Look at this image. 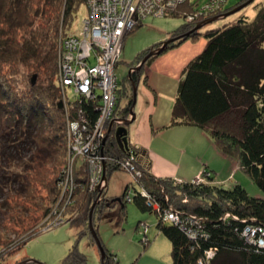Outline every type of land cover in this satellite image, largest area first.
<instances>
[{"label": "trees", "instance_id": "1", "mask_svg": "<svg viewBox=\"0 0 264 264\" xmlns=\"http://www.w3.org/2000/svg\"><path fill=\"white\" fill-rule=\"evenodd\" d=\"M211 1L207 0L201 6L199 1L188 0L173 13L168 12L165 17H182L185 23L169 34L168 40L143 51L136 64L165 42L170 43L163 53L184 42L204 39V49L187 65L179 80L169 127H194L203 131L220 153L236 161L264 192V3L258 6L253 20L242 15L233 23L202 32L204 27L214 23L205 25L206 21L218 17L224 19L223 16L249 0H242L232 10L227 7L229 0H224L223 10L217 15L199 16L198 13ZM82 6H86V0H0V137L3 142L0 157L8 162L10 157H25L26 151H31L27 166L31 165L30 171L34 172L31 176L33 172L28 171L25 183L20 185V195H16L20 201L33 194V178L40 176L47 159L62 153L69 121L85 118L95 125L99 118L96 109L99 104L83 97L67 109L64 105L62 109L58 106L64 97L59 84L62 72L61 64H58L59 55L65 49L62 46L64 38L75 33L68 31L75 28ZM143 21L136 29L143 25ZM200 24L203 26L196 30ZM157 57L149 59L145 66H150ZM18 67H23L28 74L34 73L36 78L42 79V85L35 86L32 80L28 91L11 83L6 74L2 76L5 68ZM141 78L144 80L142 70L132 72L126 83L129 80L138 86ZM144 82L147 83L146 78ZM117 85L116 114L123 120L129 119L135 98L132 96L123 106L121 94L124 90L118 81ZM67 91L70 93V90ZM80 116L83 118L79 119ZM114 118L108 122L107 130ZM128 141V149L121 150L116 140L110 138L102 150L108 177L125 171L127 158L134 153L138 156H134L137 159L131 165L135 164L141 176L129 182L119 198H108L107 193H103L98 199L99 193L89 190L86 170L78 167L79 172L74 177L75 189L72 194L68 193L70 188L67 189L66 194L67 200L70 195L72 209L78 210V241L89 237L92 244H96L90 220L99 238L98 215L102 220L118 204L122 205L125 214L127 203L131 202L141 212L157 215V228L172 245V264H264L263 197L250 196L239 183L230 187L218 183L212 173L214 171H208L207 167L198 181V177L188 182L155 177L150 171V161L142 160L145 149L134 146L129 135ZM64 151L66 154L65 147ZM4 177L0 178V193H17L16 189L11 190L14 184L8 186L3 182ZM65 179L66 174H63L58 175L54 182L39 183L52 203L44 218H49L52 209L61 208L59 201L63 197ZM13 196L4 200L9 207H13L11 202L18 205V201H12ZM168 213L177 216L179 222L167 220L165 214ZM43 232L40 226L17 235L13 240L0 233V264H6L11 254L17 252L18 255ZM99 240L107 253L101 264H118L116 256ZM146 245H149V240H146ZM22 263L43 264L29 258L22 259L18 264ZM61 264L89 263L76 244Z\"/></svg>", "mask_w": 264, "mask_h": 264}, {"label": "rangeland", "instance_id": "2", "mask_svg": "<svg viewBox=\"0 0 264 264\" xmlns=\"http://www.w3.org/2000/svg\"><path fill=\"white\" fill-rule=\"evenodd\" d=\"M194 1H199L198 3L202 6L204 3H206L207 0ZM241 1L242 0H229V4L227 6L228 9L232 10ZM262 3H264V0H256L255 3L248 6L243 11L209 24L208 26L203 28L202 32L208 29L222 27L225 24L233 23L239 16L242 15H247L250 20H253L258 12V6ZM86 13L87 5L85 7L82 6V8L80 9L75 28L68 31V33L75 32L70 36L74 35L78 38L76 42H72V45H68L70 49L72 47L73 50H76L77 47L79 48L77 43H79V41L82 39V33H85L83 26L84 24L82 22L84 21ZM184 23L185 19H183L182 17H149L143 21V25L141 27L137 29L135 28L133 32H126L127 34H124L125 36L123 37V39H126L125 41H123L122 39L123 48L120 54V62L115 70L119 86L122 90H124L121 94V96H123V106H125L124 104H126L129 99L135 94L133 84L130 83L129 80L126 83V78L129 76L131 68H138L140 66L141 62L136 64L138 62V56L143 51L155 46L156 44L168 40V35L173 33ZM67 38L65 37L64 39ZM201 39L202 38H200L199 40ZM193 42H195V40H193ZM62 46L67 47L64 41ZM180 46L177 48H180ZM175 49L176 48L170 49L157 58ZM82 53L80 54V57H78V59L82 58ZM68 57L70 56L67 53V48H65L64 51L59 55L60 63L58 64L63 65L65 61H68ZM149 67L150 66L146 67L144 64L140 69V71H143L144 80L145 78L147 80L146 74H148ZM66 68H69V66H66ZM140 71L134 72L138 73ZM5 74L6 76H8V79L12 80L11 83L14 82L15 86L21 87L28 91L29 84L31 83L30 81L32 80L33 83H35V86H37V84L38 86L42 85L40 84L42 83V79L36 78L34 76V73L28 74L23 67H18L17 69L5 68L2 76H5ZM144 80H142L141 78L138 85L139 87L135 85L137 87V97L135 106L133 104L134 113L132 112L131 108L128 115L130 118H126L123 120L121 116L116 114L115 110L113 117L116 118H114V120L112 121L114 125L112 127H109L107 133L104 132L105 136H102L104 138V141L108 142V139L111 138V135H109L111 134V131H113L115 134L117 129L125 126L124 122L126 120H130L134 115L136 116V120L132 123V125L126 126V128L129 130L128 132L130 133L133 131L135 133L136 128L139 125H142L144 117L146 116V114H148V110L151 105L149 98L144 93V89L149 90L148 86H145L146 83L144 82ZM163 81H165V79ZM160 92L162 95V93H164V90L160 89ZM166 93H168L169 96L170 91L167 90ZM67 95L69 96V99H72L74 97L73 92H70ZM60 102H62V104L64 105L68 101L65 99V97H62L60 99ZM171 106L172 104L170 102V99L161 96L157 104L156 115L152 117L153 121L150 122L154 124H164L163 120L166 119V117L167 119L171 118ZM181 128L182 129H176L182 130L177 131L176 133L173 129L162 132L161 135L157 137L158 139L154 143H152V148L156 150L160 149L162 155L169 158L171 161L176 163V165H180L182 169L190 166L192 161L196 160V162L201 167L198 178L196 179L197 181L201 178L204 168L207 167L208 171H214L212 173H214L216 180L218 182H221L223 185L230 187L238 182L246 188L250 196H260L264 198V192L261 191V189H259L258 186L254 184L243 171H240V169L238 171H235L232 177L228 179L229 175H231V173L233 172L231 171L227 176L225 175V171H227V159H224L222 158V156L220 157L219 155H217V151L215 150V147L213 145L214 143L207 134L203 133L201 130L198 131L197 128L194 127H187V129H184V127ZM174 133V136L182 135L183 137V144L181 147L182 150H180V152L177 151V146L171 145L169 143L174 137ZM66 134V144L65 146L63 145L62 153L57 154L58 156H56L55 158L47 159L48 162L45 163L40 176L37 179L35 176L33 178L35 180L34 187L32 186L33 194L28 198L22 199L21 201L17 200L16 195H20V185L22 186V184L25 183L26 173L32 169L31 165L27 166V164H29L28 161L30 160L31 151H26L24 155L25 157H10V159H8V162H6L7 160H3L0 157V178L3 175L6 176L4 177L5 180L3 182L7 183L8 186L14 184L15 187L11 188V190H18L17 193H15L14 191H10L8 193L7 191L4 193L1 191L0 193V233L7 238L10 237L11 240H13L17 235L28 233L29 231H31V229H37L40 226L42 230L44 229V232L41 233L38 237L34 238L31 242H29L19 252L18 255L17 252L11 254L7 258L6 264H18L24 258H29L43 264H61L62 260L68 255L69 250L76 244L79 245L80 251L84 253L88 258L89 264H101L102 255L98 245L92 244V242L89 240V237H84L83 239L78 241L77 230L79 229L77 228L78 226L76 227V225H78V210L72 209L70 195L68 200V195H66L67 189L70 188V190H68V193L70 192V194H72V190L75 189L74 177L78 174L77 172H79L78 167H82L84 170H86L88 175L87 179L91 177L92 168H88L89 165L85 159H81L80 157L73 159V156L71 155V153H69L72 145V140L70 142L68 140V130L66 131ZM131 135L132 134H130V137L132 138ZM9 139L11 140L12 138ZM2 146L3 142L0 137V154ZM134 146L142 148L136 144H134ZM64 147L66 150V154H64ZM104 148L105 145H103L102 150H104ZM188 148H190L191 154L189 153L184 155L182 152L183 149L187 150ZM145 152V156H142V160L150 161V154L147 150H145ZM134 156L138 157L136 153H134ZM134 156L127 158L128 161H126V168L124 167L126 169L125 171L116 172L110 175V177H108L106 173V162L102 166L103 168L100 166L95 169L96 174L100 173L101 171L104 174L103 179L100 181V185L98 186V188L102 190L101 194H99L98 196V199H100L103 193H107L108 198H119L123 193V189L127 186L126 185L125 187H123V185L129 182H133V180L137 177L135 172L140 173V171H138L134 166L135 164L131 165V162L136 161L137 159ZM30 172H33V170ZM184 172L190 175V171ZM216 173H218V175ZM63 174H66V179L64 182L66 183V185L64 184L62 187L64 192L63 197H67H61L59 201L61 204V208L56 207V209H52V214L49 216V218H44L45 211L52 207V203L48 198L47 191L40 187L41 184L39 183L46 184L54 182L58 175L60 176ZM32 175H34V172L31 174V176ZM222 181L226 182L223 183ZM14 182H16V184ZM5 183H3V185ZM95 191L97 192V190ZM3 194L5 195L3 196ZM12 195H15L13 196L14 198H12V201H18V205L14 202H11L14 208L11 207V205L9 207L4 203V200L8 196L12 197ZM59 211L60 213H58ZM53 217H56V219L52 220ZM100 219L101 218L98 215L96 222L98 225L97 228L99 238L101 239L102 244L113 255L116 256L119 262L118 264H172V245L169 239L158 230V217L155 213H143L136 207L134 203L128 202L125 214L122 210V205L118 204L116 208L104 215L102 220ZM74 221L76 222L75 226L72 225ZM146 240H149L148 246L146 245ZM106 255L107 253L105 252V257Z\"/></svg>", "mask_w": 264, "mask_h": 264}, {"label": "built area", "instance_id": "3", "mask_svg": "<svg viewBox=\"0 0 264 264\" xmlns=\"http://www.w3.org/2000/svg\"><path fill=\"white\" fill-rule=\"evenodd\" d=\"M187 1L86 0L88 14L84 23L82 22L85 33L83 32L82 39L77 43L79 48L73 50V47L70 49L68 46L78 40L74 35L64 40L67 45L65 48L70 56L67 62L61 64L62 72L59 76L60 87L68 101L64 104V108L67 109L80 97L99 104L96 107L99 118L95 125H91L85 118L82 121H69L67 125L68 140L69 142L72 140L69 153L73 159L77 157L85 159L88 162V168H92L88 185L91 192L97 190L104 175L102 171L96 174L95 169L105 164V157L102 154L104 141L102 136L108 131L107 124L113 118L117 105L118 85L115 70L123 48L124 34L133 31L148 17H165L168 12L176 10ZM224 4V0H212L198 14L206 17L217 15L223 10ZM81 53L82 58L78 59ZM91 59L94 61L91 62ZM67 90L74 93L72 99H69ZM135 174L138 178L141 176L139 172ZM165 218L172 222H179L173 213L165 214Z\"/></svg>", "mask_w": 264, "mask_h": 264}, {"label": "crops", "instance_id": "4", "mask_svg": "<svg viewBox=\"0 0 264 264\" xmlns=\"http://www.w3.org/2000/svg\"><path fill=\"white\" fill-rule=\"evenodd\" d=\"M205 45H206V41L204 39L197 40L195 42L187 41L182 46H180V48H176L175 50L170 51L159 58H156L150 65L148 74H146L147 83L146 85L145 84L143 85L148 86L149 90L144 89V93L149 98L151 105L149 107L148 114H146V116L144 117L142 125H139L136 128L135 133L133 131L130 132L129 137L130 134H132L131 135L132 138L130 137V141L133 144L139 145L143 149L147 150L148 153L150 154L149 156L151 163L150 171L155 177L174 178L188 182L195 180L198 177L199 172L201 170V167L196 162V160H193L190 166L186 167L185 169H182L180 165H176V163H174L169 158L162 155L160 149L157 150L153 149L152 143H154L158 139L157 137H159L162 132L171 129L175 130V133L177 131H182L176 129H182L181 127L183 126L169 127L172 120L173 106L175 104V100L177 96L178 83L179 80L182 78L184 69L197 55H199L202 52ZM164 79L165 81H163ZM160 89L164 90V93H162V95ZM165 90L166 92L167 90L170 91L169 96L168 93L165 92ZM161 96L170 99V102L172 104L171 118L167 119L166 117V119L163 120L164 124H154L151 123L150 121H153L152 117L156 115L157 104ZM184 129H187V127H184ZM197 130L200 131V129ZM175 133L173 134V136L175 135ZM169 143L171 145L177 146L178 147L177 151L180 152V150H182L181 147L183 144L182 135L174 136ZM214 147L215 150L217 151L216 152L217 155H219L220 157L222 156V158L224 159H227L226 162L227 171H225L226 172L225 175L227 176L232 171L233 173L229 175L228 179L231 178L234 172L240 169L238 163L222 155L215 145ZM182 152L184 155L189 154L190 148H188L187 150L183 149ZM184 171H190V175H188V173ZM240 171L242 170L240 169ZM216 174L218 175V173ZM222 182L224 183L226 181H222ZM218 183L222 184L221 182ZM127 184L128 183L124 184L123 187H125Z\"/></svg>", "mask_w": 264, "mask_h": 264}, {"label": "water", "instance_id": "5", "mask_svg": "<svg viewBox=\"0 0 264 264\" xmlns=\"http://www.w3.org/2000/svg\"><path fill=\"white\" fill-rule=\"evenodd\" d=\"M255 0H249L248 2L242 4L241 6L235 8L234 10H232L231 12H229L228 14H226L225 16H223V18H226L227 16H230L232 14H235L237 12H240L242 11L244 8H246L248 5L252 4ZM218 19H220L219 17L218 18H212L208 21L205 22V25L206 24H209V23H212V22H215L217 21ZM203 25H199L196 27V30L200 29ZM170 42H165L162 47L158 48V49H154L152 51H150V53L144 58V60L141 62L140 66L138 68H134L133 70L130 71L129 74H131L132 72L134 71H140V69L143 67V65L148 61V59L154 57V56H159L160 54L163 53V51L166 49V47L169 45ZM136 69V70H135ZM133 86H134V90H135V94H134V97H135V102H134V106H135V103H136V97H137V94H136V91H137V87L135 86V84L133 83ZM59 108L62 109L63 107V104L62 102H59L58 104ZM134 106L132 107V112H133V108ZM134 113V112H133ZM136 120V116H132V118L130 120H126L124 122L125 126L123 127H120L119 129H117L116 133H115V136L117 138V142H118V145L119 147L122 149V150H126L128 149V135H129V132H128V129L126 128V126H130L132 125V123ZM114 125L113 122H111L110 124V127H112ZM106 144V141H104L103 145ZM126 148V149H125ZM97 192L99 194H101L102 190L100 188H97ZM97 203V202H96ZM95 203V204H96ZM92 216V214H91ZM92 218V217H91ZM90 229H91V232H92V235L96 241V244L98 245L99 249H100V252H101V255H102V261L104 260L105 258V252H104V249L101 245V242L96 234V232L94 231L93 229V225H92V222L90 220ZM22 264H26V263H22Z\"/></svg>", "mask_w": 264, "mask_h": 264}, {"label": "flooded vegetation", "instance_id": "6", "mask_svg": "<svg viewBox=\"0 0 264 264\" xmlns=\"http://www.w3.org/2000/svg\"><path fill=\"white\" fill-rule=\"evenodd\" d=\"M129 131V130H128ZM111 132H113V131H111ZM109 135H111V134H109ZM115 134H114V132H113V134L110 136L111 137V139L112 138H114L115 140H116V142H117V138L114 136ZM110 139V138H109ZM118 143V142H117Z\"/></svg>", "mask_w": 264, "mask_h": 264}, {"label": "bare ground", "instance_id": "7", "mask_svg": "<svg viewBox=\"0 0 264 264\" xmlns=\"http://www.w3.org/2000/svg\"><path fill=\"white\" fill-rule=\"evenodd\" d=\"M170 13V12H169ZM173 13V12H172ZM88 14V13H87ZM84 23V22H83ZM84 26V25H83ZM83 34V33H82ZM79 35V34H78ZM120 61V60H119Z\"/></svg>", "mask_w": 264, "mask_h": 264}]
</instances>
